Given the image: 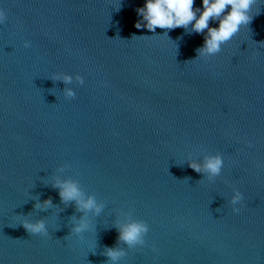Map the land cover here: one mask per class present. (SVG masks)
Wrapping results in <instances>:
<instances>
[{
  "label": "water",
  "instance_id": "95a60500",
  "mask_svg": "<svg viewBox=\"0 0 264 264\" xmlns=\"http://www.w3.org/2000/svg\"><path fill=\"white\" fill-rule=\"evenodd\" d=\"M143 4L0 0V264H113L109 248L115 264H264V3L197 58L204 33L138 30ZM218 154L212 181L189 167ZM57 179L101 211L63 202ZM132 220L148 225L143 247L118 240Z\"/></svg>",
  "mask_w": 264,
  "mask_h": 264
},
{
  "label": "clouds",
  "instance_id": "9594fccd",
  "mask_svg": "<svg viewBox=\"0 0 264 264\" xmlns=\"http://www.w3.org/2000/svg\"><path fill=\"white\" fill-rule=\"evenodd\" d=\"M260 2L264 3V0H260ZM194 3L195 0H144L143 7L136 9L140 19L134 24V27L138 30L143 28L152 33H155L157 28L165 30L162 35L158 36H167V31L175 28H183L197 34L204 33L203 43L197 49L196 58L198 56L209 57L220 52L222 45L231 40L242 27L250 23L253 18L250 11L257 0H200V7L197 8L193 7ZM4 19V12L0 11V23H3ZM210 21L216 22L217 27H210ZM189 26L191 27L189 28ZM29 46V42L25 41L24 47ZM51 78L62 80L65 84H72L73 80L78 85L84 84V79L80 75L61 73L55 74ZM75 95L73 88H65L63 91L65 99L74 98ZM223 164V158L218 154L206 158L203 165L191 162L189 167L197 173H205L206 178L212 181L221 174ZM53 186L59 189L58 195L63 202L74 201L80 211H92L98 214L103 207L97 204L94 197L85 198L78 184L73 181L57 179ZM242 200L243 194L233 189L229 199L233 213L240 211L237 205L241 204ZM49 206H51L50 200H45L42 205L39 203L35 205L36 208H48ZM20 225L31 235L46 236L48 234V229L43 222L30 223L23 220ZM86 228L87 224L81 221L72 231L79 234ZM148 230V225L144 221L132 220L118 226V240L129 247H143L144 237ZM105 254L113 264L124 255L122 251L114 248L106 249Z\"/></svg>",
  "mask_w": 264,
  "mask_h": 264
}]
</instances>
